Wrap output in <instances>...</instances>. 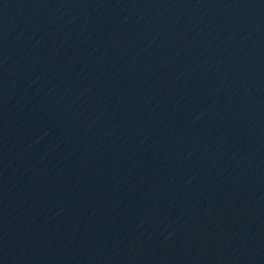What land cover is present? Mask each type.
I'll return each mask as SVG.
<instances>
[{"label": "water", "instance_id": "obj_1", "mask_svg": "<svg viewBox=\"0 0 264 264\" xmlns=\"http://www.w3.org/2000/svg\"><path fill=\"white\" fill-rule=\"evenodd\" d=\"M0 264H264V0H0Z\"/></svg>", "mask_w": 264, "mask_h": 264}]
</instances>
